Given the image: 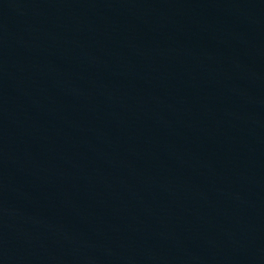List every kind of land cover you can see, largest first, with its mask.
Wrapping results in <instances>:
<instances>
[{"label": "water", "instance_id": "obj_1", "mask_svg": "<svg viewBox=\"0 0 264 264\" xmlns=\"http://www.w3.org/2000/svg\"><path fill=\"white\" fill-rule=\"evenodd\" d=\"M0 264H264V0H0Z\"/></svg>", "mask_w": 264, "mask_h": 264}]
</instances>
